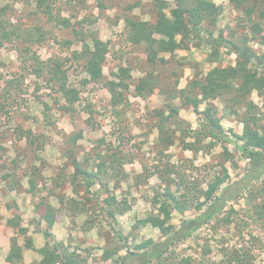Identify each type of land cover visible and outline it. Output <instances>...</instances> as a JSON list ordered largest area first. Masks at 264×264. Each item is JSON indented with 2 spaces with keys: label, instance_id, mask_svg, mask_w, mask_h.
I'll return each instance as SVG.
<instances>
[{
  "label": "rangeland",
  "instance_id": "1",
  "mask_svg": "<svg viewBox=\"0 0 264 264\" xmlns=\"http://www.w3.org/2000/svg\"><path fill=\"white\" fill-rule=\"evenodd\" d=\"M153 1L0 0V9L5 11L0 17V102L5 95L6 82L15 78L20 80L15 89L17 103L9 106V115L0 114V204L6 202L13 206L14 197H26L27 191H33L37 197L44 195L43 200L46 198L45 202L49 204L52 202L49 193L57 191L60 196L65 187L66 209L69 206L67 197L78 192L77 198L86 202V209L97 220L92 230L96 238L90 239V235L82 243L79 228L83 223L77 220L74 225L69 224V213L55 215L60 221L64 217L66 245L73 254L72 264L76 261L82 264H140L130 255L140 252L138 246L149 240L164 242V233L149 221L157 217L166 219L157 203V200L161 203L165 200L166 184L158 174L137 184V177L144 169L153 172L162 152H166L165 165H184L187 181L197 180L204 190L215 175L222 173L223 167L230 174L225 187L230 185L232 190L250 169L249 160L234 144L211 143L210 140L193 143V139L185 136L187 129L200 128V119L195 109L185 104L188 93H181L192 80L206 76L213 68L236 64V57L229 56L224 45L220 55L213 56L212 42L220 33L230 36L231 31L236 30L242 34L244 31L238 27L240 14L228 0H215L223 12L216 25L205 23L200 47H196V38H192L184 49L173 55L163 53L164 61L150 65L144 48L126 40L125 25L128 16L154 23ZM167 1L174 5V0ZM247 35L252 36L251 33ZM93 38L108 45L104 80L84 86L82 81L89 78L84 72V61L73 55L83 51L85 44L92 47ZM250 46L258 54L264 53V44L252 41ZM34 58L41 64L37 72L34 71ZM60 58L64 59V64L57 75L55 61ZM65 58H70L66 64ZM256 66L264 73V65ZM120 68H129L124 79L129 90L123 93L126 101L114 106L106 83L117 82L115 75ZM149 73L154 77L155 89L147 98L139 97L135 87ZM65 84L66 88L79 91L81 98L69 111L64 109L68 101L59 90ZM249 100L257 107L258 126L263 132L264 95L255 91ZM212 102L218 107L224 134L231 139L233 133L242 135L244 125L240 115L245 112L244 103L226 105L220 99ZM171 106L177 109V121H181V125H176L174 118L168 123L167 136L174 145L167 149L157 125L161 118L159 114L166 112L168 115ZM205 108L206 104L201 105L200 112ZM19 126L33 130L42 139L43 147H31L26 140H20L15 132ZM188 143H193L191 149H186ZM108 148L130 160L124 166L129 176L115 187L116 181L99 171L109 189L97 185L87 192L85 180L78 176L73 161L75 159L84 169L97 172L101 165L99 155ZM31 178L34 190H31ZM252 182L244 184L245 188L235 194V200L227 204L217 219L191 238L174 243L160 264H183L184 259H189L190 264H227L225 254L238 249L252 252V264H264V223L256 219L255 213V205L262 203V196L250 194V187L264 185V175ZM13 189L16 190L12 195ZM187 191L186 185L172 186V193L178 200L180 194ZM94 192H100V198ZM113 197L116 203L127 199L130 209L124 215L117 212L111 217L101 211L100 204ZM53 201L56 204V199ZM181 201L183 203V199ZM198 214L195 203L184 213L173 204L167 225L179 228L183 218L191 219ZM25 220H29V215ZM251 236L257 242L253 243Z\"/></svg>",
  "mask_w": 264,
  "mask_h": 264
},
{
  "label": "trees",
  "instance_id": "2",
  "mask_svg": "<svg viewBox=\"0 0 264 264\" xmlns=\"http://www.w3.org/2000/svg\"><path fill=\"white\" fill-rule=\"evenodd\" d=\"M228 2L240 14L241 18L238 27L244 32L239 34L236 30H232L230 36L220 33V36L212 42V55L215 57L219 56L220 48L224 45L223 47L226 48L228 55H236V64L223 68H213L206 76L196 77L192 80L188 84L187 90L181 91V93H188L185 104L191 105L199 114L200 119V128L198 130L187 129L185 136L193 139V143L210 140L211 143L234 144L249 160L250 169L244 178L240 180L241 182L235 183L237 188L232 190L230 185L225 187L230 180V174L223 167L222 173L215 175L209 182L208 188L204 190L197 180L187 181L184 174V165L176 167H169V164L165 165L163 158L166 152H162L158 156L157 165H155L153 172L144 169V172L137 177V182L139 181L137 184L149 181L156 174L166 184L165 200L162 203L157 200L159 209L165 214L166 219L157 217L150 219V221L148 220L153 227L164 233L166 239L162 243H155L153 240H149L138 246L140 252H132L130 255L135 256L140 264H152L153 262L154 264H160L161 259H163V256L167 254L174 243L191 238L203 227L208 226L224 212L228 203L235 200L237 197L235 194H239L245 188L244 184L246 182H254L261 179L264 175V130L261 132L262 129L258 126L260 114L256 113L257 107L249 100V97L255 91L260 95H264V73L260 72V69L256 66L264 65V53L258 54L250 46L252 41L264 44V0H228ZM153 3L156 12L154 23L141 21L134 16H128L126 17L125 25L126 40L133 46L144 48L147 62L150 65H155L158 61H164V58L161 57L163 53L173 55L177 50L184 49L188 45L187 42L192 38H196V47L199 48L203 41L202 34L206 31L205 23L216 25L218 18L223 12L222 6L215 4L213 0H174L173 6L167 0H154ZM100 4L102 6V3ZM49 8L52 9V6H49ZM167 11L169 13H166ZM4 12V10L0 9V17ZM249 33L252 34L251 37L247 35ZM93 39L92 47L85 44L83 51L73 55L77 60L81 59L84 61V72L89 76L88 80L82 81L84 86L91 82L101 83L104 80L103 69L109 51L108 45L96 38ZM69 44L70 42H67V45ZM34 59L36 60V63L33 62L34 71L37 72L40 70L41 64L36 58ZM69 60L70 58H65V64ZM55 62L58 66L55 73L59 75L58 72L61 71L64 59L60 58ZM128 74L129 68H120L119 73L115 75L118 77L117 82L108 81L106 83L114 106L126 101L123 100V93L129 90V86L124 82V79ZM51 77L54 79L55 76ZM19 82V78L6 82L4 86L5 95L0 102V114L9 115V106L17 103L15 89ZM154 83L153 75L147 74L146 77L140 79L135 87L137 95L147 98L155 89ZM59 90L68 101V104L64 107L66 111L72 109L81 99L79 96L80 92L66 88V84L65 86H60ZM219 99L223 103L225 102L226 105H241L243 103L245 105V112L240 115L244 131L242 135L233 133L234 140L224 134L221 120L218 117V107L212 102ZM10 102L11 104H9ZM203 104H206V108L200 112L199 108ZM167 111L169 112L168 115L165 114L166 112L159 114L161 118L157 129L163 142L167 143L168 149V147L174 145L171 137L167 136L168 123L173 118L176 125H181V121H177L179 116L176 108L171 106ZM234 113L237 114L238 112L234 110ZM15 132L20 140H26L31 147H43L42 139L33 130H25L19 126ZM193 143H188L186 149H191ZM108 149L101 156L99 155L101 165L97 172L84 169L75 159L73 161L78 176H82L85 180L87 192L91 191L90 189L97 183H100L101 187L104 186L109 189L98 174L99 171L108 175L110 179H114L117 183L115 187L129 176L124 166L130 160L126 156H121L118 151ZM36 172L37 170L34 173L36 174ZM77 178L75 177L76 180ZM74 183L72 181L73 185ZM30 184L31 190H34L33 178L30 179ZM177 184L179 186L186 185L188 189L186 194H180L179 200L172 193V186ZM251 184L250 186H252ZM258 187H250V194L252 197L256 194L262 196V203L255 205V213L256 219L264 223V185ZM192 203H195L196 210L199 213L196 217L191 219L183 218L181 226L176 229L167 225V219H170L173 204L175 209L184 213L186 209L191 207ZM182 204L184 205L182 206ZM129 209L130 206L127 199L116 203L114 197L107 198L101 205V211L106 212L111 217H114L117 212L124 215ZM55 215L54 210L49 207L45 215L49 227H52ZM20 232L24 233V229L20 230ZM46 233L48 234L49 232L46 231ZM48 235L51 238V234L49 233ZM251 240L253 243L257 242L256 238L252 236ZM11 241L12 248L7 260L12 263H19L22 261L21 248L18 247L16 239ZM43 253L42 260L33 264H72L71 258L73 254L69 252L64 244H51L47 241ZM225 258L227 264H252L254 256L250 250L238 249L227 252ZM77 262L76 264H82ZM181 262L190 264L189 259H184ZM115 264L119 263L116 262Z\"/></svg>",
  "mask_w": 264,
  "mask_h": 264
},
{
  "label": "crops",
  "instance_id": "3",
  "mask_svg": "<svg viewBox=\"0 0 264 264\" xmlns=\"http://www.w3.org/2000/svg\"><path fill=\"white\" fill-rule=\"evenodd\" d=\"M216 4L215 0H213ZM229 3V2H228ZM218 5V4H217ZM229 56L236 57L232 54ZM100 185L97 183L92 188ZM91 188V189H92ZM63 191H51L49 204L43 200L44 195L32 194V192L27 191L26 197H14L16 202L13 206L7 205L6 202L0 204V264H33L42 260L47 241L51 244H64L68 238H65V220H58L55 216L52 227H49L45 215L48 212V208H52L54 213L58 215L59 213H69L68 217L69 224L74 225L75 221L83 223L80 226V232L83 235L81 242L84 243L86 239H94L95 234L92 233L97 220L95 216L88 211L87 204L85 201L82 202L80 198H77L78 193H75V196L67 197V208L65 209V187L62 188ZM90 189V190H91ZM15 189L11 190L12 195ZM72 192V191H71ZM36 193H39L36 191ZM95 196L100 192H94ZM35 196L37 198H35ZM41 197V198H40ZM47 198V200H50ZM56 199V204L54 203ZM14 201V200H13ZM47 203V204H46ZM52 204V205H51ZM102 204H100L101 207ZM62 208V209H61ZM60 209V211H59ZM58 213V214H57ZM29 215V220L26 221V216ZM122 215V214H121ZM68 220V219H67ZM24 229V233H21L20 230ZM68 230V229H67ZM51 238H49V233ZM88 235V236H87ZM12 239L17 240L18 247L21 248L22 261L19 263H12L7 260L10 255L12 248ZM68 248V246H67Z\"/></svg>",
  "mask_w": 264,
  "mask_h": 264
}]
</instances>
